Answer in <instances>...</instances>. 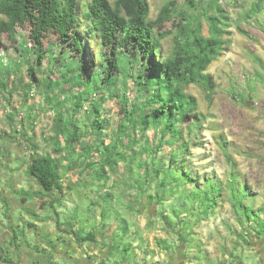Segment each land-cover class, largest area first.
Instances as JSON below:
<instances>
[{
    "label": "rangeland",
    "instance_id": "1",
    "mask_svg": "<svg viewBox=\"0 0 264 264\" xmlns=\"http://www.w3.org/2000/svg\"><path fill=\"white\" fill-rule=\"evenodd\" d=\"M170 1L173 0H148L150 19L159 22L163 8ZM184 1L176 0V4L188 10ZM200 1V9L192 11L193 14L204 10L209 2ZM255 1H221L230 17V34L225 36L226 48L207 70L214 77L216 88L211 96H207L200 85L186 86V91L198 98L202 119L189 138L191 153L185 157L194 180L179 188L174 187L175 182L161 187V178L152 179L154 175H151L144 190H138L135 180L144 172L143 168L136 166L137 161L143 159L140 150L147 141L154 146L160 144L161 134L155 127L146 131L130 128V137L121 134L119 123L123 114L117 97H108L98 114L92 111V100L97 101L98 95H93L84 103V108L77 115L83 137L75 143L77 151L73 156L65 137L58 134L55 128L58 109L46 106V87L33 83L30 86L31 79L24 59L16 56L14 42L5 33V42L0 44V59L4 66L10 65L16 58L23 65L19 71H12L9 83L4 70L3 79L7 85L0 84V186L5 187L7 178L11 180L14 176L23 175V185L30 189L33 180L29 177H34L21 169L24 161L30 160L33 146L42 153L53 152L54 146L60 142L63 151L54 153L61 169L69 163L64 156L71 157L73 161L80 156L68 172L72 176V201L78 207L77 215L83 218L82 223L92 221L90 216L95 209L99 216H103V221H109L112 228L117 227L116 255H127L141 263L143 255L151 253L162 257L166 252L179 255L187 249V254H193L195 264H255V260L264 264V233H256L260 228L258 222H264V2L263 11L246 16ZM202 21L203 33L208 36V23L205 18ZM77 23L76 33L86 47L85 67L91 73L99 46L95 37L87 34L89 21L82 8ZM161 24V32H172L162 43L163 50L168 52L173 48L172 36L176 30L171 21ZM32 29L29 23L17 26V36L27 39L29 46L34 45L30 37ZM56 40L54 32L47 33L43 38L48 50L44 67L54 72L53 78L61 77L60 69L64 64L74 62V52ZM56 59L58 61L54 63ZM31 60H34V55H31ZM77 64L73 66L74 71L78 70ZM44 67L40 68L41 76L46 75ZM120 81H124V77L121 76ZM125 86L124 92L135 100L138 92L134 80L129 78ZM66 88L69 85L63 84L54 93L61 101H66L68 107L71 98L82 87L63 92ZM67 107L64 108L66 116L71 113ZM96 116L107 120V126L98 132L91 128ZM184 132L188 137V130ZM134 140L137 141L134 147L136 153L128 146ZM118 142L116 151H126V159L113 167L107 165L106 180L97 177L95 170L88 168L87 164L90 161L100 163L103 156L94 152L91 158H85L82 156L83 147L95 143L101 147L112 146ZM160 147L157 160L172 149L165 143ZM228 157H232L234 164L229 163ZM167 163L168 159H165V165ZM98 172H102L101 169ZM232 173L236 174L237 185L246 187L245 204L253 206L259 214L251 222L234 207L230 186L234 179ZM207 178L220 184L221 188L216 206L205 214L200 205L201 199L192 202L188 200V195L194 192L195 186L206 188ZM10 184L13 185L12 180ZM33 189H36L34 185ZM160 195L163 197L159 201Z\"/></svg>",
    "mask_w": 264,
    "mask_h": 264
},
{
    "label": "trees",
    "instance_id": "2",
    "mask_svg": "<svg viewBox=\"0 0 264 264\" xmlns=\"http://www.w3.org/2000/svg\"><path fill=\"white\" fill-rule=\"evenodd\" d=\"M221 1L209 0L204 10L193 14L192 11L200 9V0H185L184 4L188 10L182 9L176 4V0H173L163 8L159 22H155L150 19L148 0H115L114 3L110 0H0V44H4L3 36L8 33L14 42L16 56L22 57L27 66L30 86L33 83L46 87V106L52 105L58 109L54 119L55 128L58 134L65 137L73 156L77 151L75 143L80 142L83 137V128L77 121V115L84 108V103L93 95H98L97 101L92 100V111L98 114L108 97H117L123 114L119 123L121 134L130 137L128 129L146 131L150 127L160 130L161 134L160 144L154 146L147 141L140 150L143 159L137 161L136 166L143 168L144 172L143 176L139 174L135 180L138 190H144L151 175H154L152 179L161 178V187L175 182L174 187L179 188L194 180L185 157L191 153L189 138L200 126L202 119L198 111V98L188 93L186 86L200 85L207 96H211L216 83L207 70L226 48L225 36L230 34V17L222 7ZM263 2L264 0H256L246 16L257 15L263 11ZM81 8L89 21L87 34L93 35L99 46L91 73L87 71V66L85 67L86 47L76 33ZM202 18L208 23V36L203 33ZM163 21H171L176 30L172 36L173 48L168 52L163 50L162 43L172 32L159 30ZM27 23L33 26L30 33L33 46H29L27 39L17 36V26ZM49 32L56 33V41L74 52V62L61 67L59 78H53L54 72L44 67L48 50L44 46L43 38ZM31 55H34V60H31ZM57 61L58 59L54 60V63ZM75 64L78 65L77 71L73 70ZM4 65L0 59V84L3 86L12 80V71H19L23 64L16 58L12 59L10 65ZM41 67L45 69V76L40 75ZM4 70L7 83L3 79ZM121 76L124 77L122 82ZM129 78L134 80L137 87L135 100L124 92ZM63 84L69 85L63 92L82 87L71 98L72 102L68 107L67 102L61 101L59 95L54 93ZM65 107L71 111L70 115L66 116ZM105 126L107 120H100L98 116L91 123L95 132ZM186 129L188 137L184 132ZM136 143L134 140L131 145L128 144L135 153ZM163 143L171 145L172 149L157 160ZM118 146L119 142L112 146L101 147L95 143L83 147L82 156L85 158H91L94 152L103 156L100 163L90 161L87 164L88 168L95 170L97 177L106 180L107 165L113 167L120 160L126 159L127 152H117ZM62 151L60 142L54 146L53 152L42 153L33 146L27 173L36 179L45 193L62 192L65 175L74 168L75 162L80 160V156H77L76 161L64 156L69 163L61 169L54 152ZM165 159H168L166 165ZM228 161L234 164L232 157H228ZM99 169L102 172H98ZM232 176L234 179L230 186L234 207L251 222L259 214L253 206L245 204L246 187L237 185L235 173H232ZM205 181L206 188L199 189L195 186L196 189L188 195V200L193 202L200 198L202 211L208 214L209 209L217 204V194L221 186L211 178ZM161 197L163 196L158 197L159 201ZM258 224L260 228L256 233L262 235L264 222ZM77 235L81 239L89 240L95 234L90 232L86 236H82V233Z\"/></svg>",
    "mask_w": 264,
    "mask_h": 264
},
{
    "label": "crops",
    "instance_id": "3",
    "mask_svg": "<svg viewBox=\"0 0 264 264\" xmlns=\"http://www.w3.org/2000/svg\"><path fill=\"white\" fill-rule=\"evenodd\" d=\"M29 163L25 160L22 165L26 174ZM23 179V175L14 176L11 185L7 178L5 187L0 186V264H195L187 249L179 255H143L141 263L127 255L118 256L114 253L117 227L103 221L95 209L92 221L82 223L77 215L71 175H65L63 191L53 193H45L30 177L33 181L27 189ZM33 185L36 189L32 190ZM90 232L95 235L89 240L77 235Z\"/></svg>",
    "mask_w": 264,
    "mask_h": 264
}]
</instances>
